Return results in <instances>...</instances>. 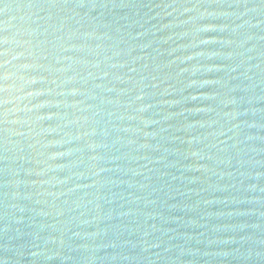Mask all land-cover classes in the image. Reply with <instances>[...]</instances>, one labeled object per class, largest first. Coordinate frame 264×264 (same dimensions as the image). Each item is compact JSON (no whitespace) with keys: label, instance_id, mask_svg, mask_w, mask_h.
Here are the masks:
<instances>
[{"label":"water","instance_id":"95a60500","mask_svg":"<svg viewBox=\"0 0 264 264\" xmlns=\"http://www.w3.org/2000/svg\"><path fill=\"white\" fill-rule=\"evenodd\" d=\"M0 264H264V0H0Z\"/></svg>","mask_w":264,"mask_h":264}]
</instances>
